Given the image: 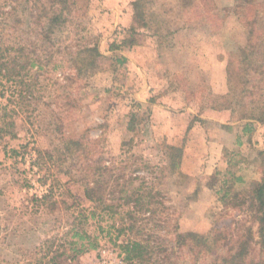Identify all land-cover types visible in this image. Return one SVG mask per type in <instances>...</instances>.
Listing matches in <instances>:
<instances>
[{"label": "rangeland", "instance_id": "374dc122", "mask_svg": "<svg viewBox=\"0 0 264 264\" xmlns=\"http://www.w3.org/2000/svg\"><path fill=\"white\" fill-rule=\"evenodd\" d=\"M44 4L49 0H0V20L8 12L10 23L5 37L16 43L35 39L29 22L39 11L36 5ZM63 17L52 46L30 48L44 63L28 77L32 93L25 91L29 106L15 116V137L0 134V264H92L103 250L113 258L125 256L120 244L129 233L117 236L106 222L99 233L89 220L97 246L72 257L68 223L72 210L87 202L81 180H68L61 169L75 159L40 168L37 154L59 155L60 137L82 140L88 153L81 155L80 166L120 165L125 159L127 173L139 177L133 184L153 180L167 223L163 228L153 220L140 224L152 241L172 245L170 238L178 232L191 241L222 231L226 238L224 245L218 243L219 256L205 264H240L244 253L260 264L264 250L255 233L246 252L238 245L244 238L242 222L256 231L251 210L229 200L224 204L220 195L244 187L237 180L244 165H249L246 177H261L264 124L255 122L248 131L243 121L257 113V106L264 107V0H68ZM112 42L116 47L110 49ZM73 60L78 66L93 61L92 72L73 74ZM131 116L134 132L127 129ZM240 134L249 135L243 148ZM231 141L233 147L221 151L223 165L206 173L209 156L217 157L222 142ZM144 162L149 168L164 165L165 172L154 178ZM53 184L56 202L39 201ZM182 250V259H192Z\"/></svg>", "mask_w": 264, "mask_h": 264}, {"label": "trees", "instance_id": "16d2710c", "mask_svg": "<svg viewBox=\"0 0 264 264\" xmlns=\"http://www.w3.org/2000/svg\"><path fill=\"white\" fill-rule=\"evenodd\" d=\"M250 6H253V4L250 3ZM37 7L38 5L35 7L36 10H39L38 13L36 12L35 17L29 22V24H32L31 27L35 30L37 37L30 40L29 43H26L28 39L16 43L14 40L9 39L10 35H7L9 37L8 39L5 37L6 34L4 35L3 29L10 25V23H7L8 12L5 13L6 17L0 20V85L3 86L0 88V134L2 136L15 137V116L24 107L29 106V103L25 102V91L32 93L30 91L31 86L28 83V77L38 72V69L44 63L41 54H37L36 51L30 48L37 43L44 51L45 48L42 47L52 46L54 44L52 36L54 30L60 28V25L65 22L63 13L66 9L68 10V0H49V5L44 4L40 9ZM25 8H27V4ZM9 15L13 17L10 12ZM16 21L18 20L16 19ZM29 24L27 25L28 28H30ZM262 31L264 32V29ZM253 32L251 30V34ZM114 47L116 45L112 42L109 48L113 49ZM260 48L263 49L264 45L261 44ZM94 53L96 57L101 55L97 50H94ZM121 58L120 61L125 59L122 56ZM48 61L49 58H46L45 62L48 63ZM71 66H74L73 68L75 69H73V74L76 72L81 75L87 71L90 73L93 69V61H90L86 65L78 66L77 63L74 64L73 60ZM22 71L25 72L21 74ZM19 85L23 86V88L19 87ZM232 87L234 86H230V89ZM6 89L10 90V95H5ZM134 101L137 106H141L138 100ZM220 107L228 108L227 106ZM257 113H251L250 117L246 121H243V130L249 131L255 129V122L264 124V107L257 106ZM135 123V117L131 116L127 124V129L131 132L136 131ZM59 141L60 147H55V151H57L55 153L59 155L41 150H37V154L39 155L40 168H46L47 165H45V162H48V164L51 163L54 166L57 160L65 162L68 160V157L75 159L72 163L70 162L68 164V167L64 171L61 169L66 176H69L68 180H81L83 196L87 202V205H82L81 210L73 211V207L70 206L68 209V211L71 209L72 213L66 233L69 236L67 240L69 249L74 253L72 257L86 253L97 246L95 244L98 235L90 233L88 227L90 228L92 224H89V220L97 227L99 233L105 232L102 226L103 222H106L107 226L110 227L108 230H116L117 236L120 233H129L128 239L120 244L121 249L125 253L123 260L126 264H205L209 257L214 260L219 256L217 252L219 249L218 243L223 241L221 244L224 245L226 238V235L222 231H215L214 233L208 232L193 238L191 241H185L184 237L178 232L174 235V238H170L172 245H167L160 238H158L161 240L160 242L156 243L154 240L157 239L155 238L152 241V234L150 232L142 233L144 228L140 224L147 220L148 222L153 220V226L163 228L162 223H167V219L161 216L165 207L163 199L155 200L157 196H162V194L161 191L155 188L153 180L148 181L141 178L138 183L133 184L136 178L139 177H131L127 173L125 159L120 162V165L119 162L111 163L110 165H105L101 162H98V164L90 162L86 166H80L81 155L87 156L86 154L88 153L84 151L85 148L82 140L79 137H60ZM262 152L263 160L260 164L262 167L261 177L259 179L244 181L242 176L238 175L237 180L242 181L244 187L234 193H230L227 189L220 195V199L224 204H227L228 202L226 200H229V202L238 208L244 207L245 209L248 208L251 210L252 218L256 222L255 232L252 231L250 226L242 222L244 238L238 243L242 251L247 248L245 245L247 240L254 238V233L257 236L256 242L260 250H264V151ZM77 160L78 163L75 164ZM142 164L149 168L147 163L144 162ZM171 165L174 166V170L176 168L175 164L172 162ZM150 167L149 170L154 173V178L159 173L163 175L165 172L164 169L166 168L164 165H150ZM51 174L54 177V182H58V177L54 173ZM220 181L224 185L228 179L225 176ZM49 189V195H42L39 201L43 203L48 201L56 202L54 196L56 195L55 192H57V189L54 184ZM219 192L220 189L216 191V194ZM157 203L162 209L159 207L158 210ZM108 230L106 233L110 234ZM246 232L248 238H246ZM130 234L135 237L132 238ZM184 247L192 259L189 260V257L185 256L182 259L181 253L183 251L182 249H185ZM243 252L246 251L244 250ZM246 254H243L239 263L256 264L253 260L247 259ZM186 259H188V262L185 261ZM260 264H264V256Z\"/></svg>", "mask_w": 264, "mask_h": 264}, {"label": "crops", "instance_id": "0c3cea01", "mask_svg": "<svg viewBox=\"0 0 264 264\" xmlns=\"http://www.w3.org/2000/svg\"><path fill=\"white\" fill-rule=\"evenodd\" d=\"M221 122H223V121H221ZM229 129V128H228ZM230 130H233V129H229L228 131H227V135H229V136H231L232 135V133H231V131ZM235 133V132H234ZM242 133V132H241ZM244 136H245V138H244ZM249 137V135H245V134H240V135H238V137L240 138V140H239V144H240V146H238L239 148L241 147V148H243V147H245V145H246V143H245V140H246V138L248 139V137ZM235 140V139H234ZM234 142V141H233ZM233 142L231 141L230 143L228 142V143H226V142H222V144H221V146H220V149H218L219 150V155L217 156V157H215L214 158V155L213 154H211L209 157V159L207 160V169H206V173H211V172H213V170L215 171L216 170V168L218 167V166H221V165H223V159L220 157V154H221V151H222V149L224 148V147H226V148H231V147H233ZM238 148V149H239ZM241 150V149H240ZM226 165V164H225ZM224 165V166H225ZM217 166V167H216ZM216 167V168H215ZM249 168V165L248 166H243V167H241V169H242V179L244 180V181H247V180H250L249 178H254V179H259V177H252V176H250L249 178L248 177H246V175H248V169Z\"/></svg>", "mask_w": 264, "mask_h": 264}, {"label": "built area", "instance_id": "2783aa9c", "mask_svg": "<svg viewBox=\"0 0 264 264\" xmlns=\"http://www.w3.org/2000/svg\"><path fill=\"white\" fill-rule=\"evenodd\" d=\"M72 264H89V263H87V262H75ZM92 264H124V262H123V258H121V257L118 258V256L113 258L112 256H110L109 253H105L103 250L100 253V257L97 259V261L93 262Z\"/></svg>", "mask_w": 264, "mask_h": 264}]
</instances>
